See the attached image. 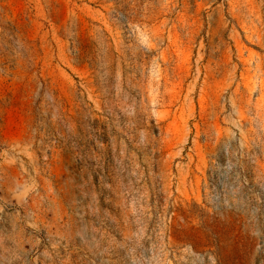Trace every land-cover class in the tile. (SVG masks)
Here are the masks:
<instances>
[{"label": "rangeland", "instance_id": "374dc122", "mask_svg": "<svg viewBox=\"0 0 264 264\" xmlns=\"http://www.w3.org/2000/svg\"><path fill=\"white\" fill-rule=\"evenodd\" d=\"M0 264H264V0H0Z\"/></svg>", "mask_w": 264, "mask_h": 264}]
</instances>
